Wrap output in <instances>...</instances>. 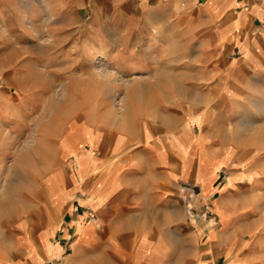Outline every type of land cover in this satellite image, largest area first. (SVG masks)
Wrapping results in <instances>:
<instances>
[{
    "label": "crops",
    "instance_id": "0c3cea01",
    "mask_svg": "<svg viewBox=\"0 0 264 264\" xmlns=\"http://www.w3.org/2000/svg\"><path fill=\"white\" fill-rule=\"evenodd\" d=\"M103 12L133 34L136 22L145 23L157 30L150 39L179 41L170 71L189 97L177 101L173 117H146L143 129L117 135L110 147L97 151L95 139L71 175L53 159L40 161L30 144L37 128H0V264H264V165L250 169L236 155L264 151L261 138H246L264 136V112L255 108L264 104L257 91L264 89V0H0V73H20L7 84L39 71L37 59L21 57L44 48L53 55L71 23L102 24ZM115 54L157 57L150 61L167 71L163 48ZM20 91L19 102L32 103ZM200 103L223 120V142L210 149L194 130ZM201 147L221 163L207 187L198 177ZM225 167L232 172L217 187ZM7 183L36 186L13 194ZM183 185L198 190L194 210H210L219 222H192Z\"/></svg>",
    "mask_w": 264,
    "mask_h": 264
},
{
    "label": "rangeland",
    "instance_id": "374dc122",
    "mask_svg": "<svg viewBox=\"0 0 264 264\" xmlns=\"http://www.w3.org/2000/svg\"><path fill=\"white\" fill-rule=\"evenodd\" d=\"M90 19L88 23H71L68 37L55 45L53 55L49 53L50 50L44 48L39 50L38 56L21 57L23 64L37 59L39 71L27 73L29 77L23 76V80L17 83L14 81L17 87L7 84V79L14 78L20 74L19 71L0 73V128L18 130L37 128L38 132L30 137L32 140L30 144L39 146L40 161L46 158L53 159L56 166H65L69 175L73 174V168L69 167L74 165L79 153L90 150V143H95V139H98L97 144H101L97 151L110 147L117 135L143 129V126H146V117L153 115L159 117L161 113L173 117L175 112L180 111L177 108V101L189 97L185 88L175 86L180 83V78L174 77V73L170 71L174 66L171 60L175 59V56L170 54L180 47L179 41L168 38L160 43L150 39L157 30L145 23L136 22L133 34L127 30L126 23L112 22V16L105 12L102 24L95 23L94 17ZM117 28H122V35H117ZM166 30L168 36L174 37L172 26H168ZM148 47L166 49L167 55L160 57L168 60L165 73L159 70L158 63L150 61V58L157 57L115 54L118 49L143 50ZM95 48H99L102 53L93 54ZM100 61L105 63L103 62L104 65L99 68ZM188 61L189 59H186L182 67ZM158 80H164L168 86L166 88L155 86L154 81ZM20 89L27 93L32 103L19 102V97L23 94ZM257 91L264 93L263 88L257 87ZM213 108L212 104L200 103V123L194 126V130L203 135L205 139L203 147L206 149L223 142V120L221 116L220 119L213 118ZM255 108L259 113L264 112V104L256 105ZM246 138H261L264 142V136ZM201 149L202 147L198 152L201 161L198 177L206 186L210 177L221 168V163L209 161V156L204 154V148ZM218 153L223 154L220 150ZM236 155L237 160L244 159L250 169L256 163L264 165V151H246ZM83 158L84 153L77 161L80 162ZM231 169L232 167H225L222 170V179L217 187L222 185L225 177L232 172ZM14 171L12 169L9 175H15ZM3 186L10 193L20 194L26 193L36 185L7 183ZM183 186L186 194L189 189L193 193L191 198L187 195L188 204L192 206L191 214L188 209L192 222L198 219L206 224L219 222L210 210L195 211L191 201L196 197L198 190ZM220 219L222 224L227 223V218ZM251 238L255 237H247Z\"/></svg>",
    "mask_w": 264,
    "mask_h": 264
},
{
    "label": "built area",
    "instance_id": "2783aa9c",
    "mask_svg": "<svg viewBox=\"0 0 264 264\" xmlns=\"http://www.w3.org/2000/svg\"><path fill=\"white\" fill-rule=\"evenodd\" d=\"M185 193H186V190H185V188H184V190H183ZM189 192H188V196L191 198V196H192V190H188ZM188 209L190 210L189 212H190V214H191V210H192V206H191V204H188Z\"/></svg>",
    "mask_w": 264,
    "mask_h": 264
},
{
    "label": "bare ground",
    "instance_id": "6f19581e",
    "mask_svg": "<svg viewBox=\"0 0 264 264\" xmlns=\"http://www.w3.org/2000/svg\"><path fill=\"white\" fill-rule=\"evenodd\" d=\"M104 61H100V64L98 65V67L100 68V67H102V65H104V63H103ZM111 65V64H110ZM125 82V81H124ZM224 207V206H223Z\"/></svg>",
    "mask_w": 264,
    "mask_h": 264
}]
</instances>
